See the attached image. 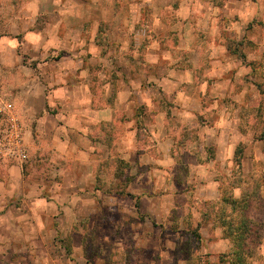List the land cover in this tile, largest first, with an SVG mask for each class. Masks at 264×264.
I'll list each match as a JSON object with an SVG mask.
<instances>
[{"label": "rangeland", "instance_id": "1", "mask_svg": "<svg viewBox=\"0 0 264 264\" xmlns=\"http://www.w3.org/2000/svg\"><path fill=\"white\" fill-rule=\"evenodd\" d=\"M4 1L0 0V13ZM179 1L156 0V12L163 11L162 22L151 14L154 8L143 4L139 39L126 51L127 7L115 5L105 12L85 7L91 19L77 46L85 44L90 50L79 51L83 64L72 81L69 75L49 79L58 73L54 65L65 51L56 50L47 33L40 43L38 34H28L26 41L19 36L16 52L23 67L3 64L14 60L13 52L1 56L0 100L12 104L28 129L36 124L37 101L23 95L45 91L56 96L89 93L111 95V100L117 95L144 99L132 110L118 113L119 122L102 129L99 141L106 146L97 144L87 175L78 176L79 188H91L90 173L97 161L99 178L94 190L99 193H83L81 204H73V211L66 213L69 219L82 206L80 227L65 224L57 229L55 239L50 238L44 248L50 253H43V260L27 257L26 251H33L36 244L2 245L0 264H232L235 239L225 237L228 225H220L221 219H238L228 196L245 200L250 220L242 256L249 264H264V0H197L193 8L197 18L182 31L178 17L166 12L173 8L176 13ZM8 12L6 8L3 15ZM45 23L39 21L40 26ZM155 25L162 33L151 30ZM4 36L11 34L2 30L1 43L8 41ZM74 39L67 36L57 44L67 45ZM33 46L40 51L34 54ZM177 71L186 81L179 87L182 95L171 94L173 83H159ZM157 109L162 113L154 120ZM153 121L159 125L165 121L167 131L153 136ZM5 122L6 115L0 113V139ZM44 147L39 153L48 150L46 157H53L49 142ZM237 149L240 153L235 156ZM27 174L29 181L44 176L47 180L54 177L53 164H33ZM72 190L66 187L64 192ZM131 193L138 198L127 196ZM6 235L15 240L21 236L17 229ZM4 251L14 253L5 256Z\"/></svg>", "mask_w": 264, "mask_h": 264}, {"label": "crops", "instance_id": "2", "mask_svg": "<svg viewBox=\"0 0 264 264\" xmlns=\"http://www.w3.org/2000/svg\"><path fill=\"white\" fill-rule=\"evenodd\" d=\"M14 2L16 0L4 1V7L0 13V32L7 30L11 34V36H4L8 39L7 43H1L0 41V58L5 52L11 51L14 54V60L11 62L8 60L5 62L4 60L2 61L3 64L12 68H20V65L23 67L24 65L20 61L21 56L16 52L17 46H19V36L26 41L28 34H38L40 35L37 36V38L40 37L38 43L42 39L44 40L46 36H50L55 41L54 48L65 51L54 65L58 73L49 75L50 80L58 77L62 79L63 76L69 75L68 78L72 81V78L77 77V71L83 64L82 58L78 57L81 54L79 51L82 52L85 49V44L79 47L77 44L78 42L81 44L83 40L82 30L85 26L87 27V19H91L90 13H87L85 7H95L101 12L113 9L115 5L121 6V9L127 7L128 13H126L124 24L126 26L125 37L128 39L123 44L125 51L134 48L136 40L139 39V21L142 16L140 8L143 4L151 6V10L155 9V12H151V14H155V19L161 22L163 20L161 17L163 11L156 12L158 8L156 0H21V4ZM196 3L197 0H180L176 13L173 8L166 9V12H171L178 17L177 22L183 25L180 31L196 20L197 17L193 13ZM6 8H9V12L6 13L7 16L3 15ZM184 11L185 15H182ZM39 21L40 23L46 21V23L41 27ZM94 23L98 25V21ZM158 27L159 25H155L151 30L155 34L158 31L162 33ZM164 27L166 26L164 25ZM96 29L97 32V26ZM155 29H158V31H154ZM45 33H47L46 36ZM71 35L75 38L73 42H67V45L57 44V42ZM157 37L159 38V36ZM85 42L87 43V37ZM92 46V44H89L88 48H92ZM32 49L33 51H40L35 46L31 47ZM89 50L85 49L86 52H89ZM33 53L35 54V51ZM84 62L87 66L91 64L87 59ZM155 65L162 66L158 62ZM39 66L37 64V67ZM168 68L167 70H170ZM172 70L174 71V69ZM180 74V72L174 73V75L172 72L170 75L168 73L167 78L159 80V83L162 84L166 81V86H169L168 83H173L174 89L171 94L176 92L177 95H182L179 87L186 81L182 79L183 77ZM132 79L134 78H131V82H134L135 80ZM37 94L23 95L24 98L31 97L37 101L35 113L38 114L34 128H25L23 124L21 126L23 156L15 158L0 156V246L12 245L15 242L20 244L23 241L28 245L36 244L34 248L31 247L30 249L33 251H26L27 257L43 260V253H50L46 252L44 248H46L50 238L55 239L57 229L59 230L65 224L68 227H80L82 215L79 213H81L82 206L77 208L75 215L69 216V219L66 217L67 212L73 211V204H75V207L77 204H81L80 199L83 197V193H90L92 196H94V193H99L98 190H94L95 182L99 178V166L95 163L97 161H93L94 172L90 173V175L93 174L91 188L81 189L77 181H81L78 178V176H82L81 173L87 175V167L92 161L91 158L94 157L97 144H103L99 141L102 129L107 125H114L119 122L118 113H124V110L131 109L143 97L141 95H117L114 100H111V95H101L99 97L89 93L86 95L56 96L46 95L45 91H39ZM67 101L69 102L67 103ZM145 103L150 105L149 100H145ZM65 104H67L68 109L64 108ZM49 109L51 112H49ZM54 109L56 111H53ZM157 111L154 120L160 117L162 113L158 109ZM127 116L132 119L130 113ZM161 118L164 119V117ZM59 122L64 123V125L60 126ZM161 122L160 125L154 121L151 124V134L153 136L155 133H165L167 131L164 125L165 121ZM34 130L36 131L35 137L38 139V143H42V146L35 140V134H32ZM30 135L32 139L29 137ZM48 142L49 148H53V157L50 158L45 155L48 150H43V154L39 153L40 148H46L44 146H47ZM132 142L135 143L133 140L130 141V143ZM104 145L106 146V144ZM131 148L134 147L131 146ZM28 149L32 150L31 155L27 154ZM33 164H53L54 177L45 180L46 176H44L41 180L29 181L27 167ZM41 173L44 174V171ZM37 174L40 173L37 172ZM42 174L37 176L42 177ZM55 180L58 182L56 183ZM72 181L75 182L72 183ZM66 187H71L73 190L70 193H65L64 189ZM131 195L134 196L135 194L131 193ZM133 198L137 199L138 197ZM62 213L63 215H61ZM23 228L29 230L28 234L25 230H22ZM14 229H17L21 234L16 240L14 236L6 235L8 231ZM46 231L52 233L48 238L43 234ZM73 235L75 236V234ZM36 247H41V250ZM4 253L7 256L14 252L6 253L4 251Z\"/></svg>", "mask_w": 264, "mask_h": 264}, {"label": "trees", "instance_id": "3", "mask_svg": "<svg viewBox=\"0 0 264 264\" xmlns=\"http://www.w3.org/2000/svg\"><path fill=\"white\" fill-rule=\"evenodd\" d=\"M240 152L238 149L235 151V156L239 154ZM237 165H240V162L237 160ZM127 196L132 197V195L127 194ZM224 199V198H223ZM222 199V201H223ZM227 203L231 207V212L236 213L238 212V219L232 218V219H221L220 225L224 227V225H228L226 227V230H229L227 233L224 230L225 237L233 238L235 239V242H233V250L230 252L231 257L230 260L232 264H249V261L246 259V257L242 256L243 252V245L245 242V237L248 235V232L250 230L248 229L250 224V220L245 214V200H239V199H233L230 196H228ZM135 207L138 209L137 203L135 204ZM240 212V214H239ZM233 223V225H232ZM197 240H200V237L198 235H195ZM228 255V254H227ZM227 255H224L223 257H227ZM229 256V255H228ZM222 260V259H221Z\"/></svg>", "mask_w": 264, "mask_h": 264}, {"label": "built area", "instance_id": "4", "mask_svg": "<svg viewBox=\"0 0 264 264\" xmlns=\"http://www.w3.org/2000/svg\"><path fill=\"white\" fill-rule=\"evenodd\" d=\"M0 113L6 115L4 135L0 139V156H23L21 122L12 104L0 100Z\"/></svg>", "mask_w": 264, "mask_h": 264}]
</instances>
